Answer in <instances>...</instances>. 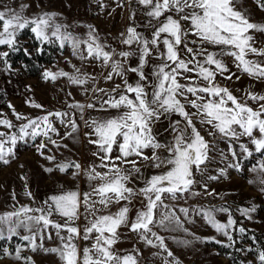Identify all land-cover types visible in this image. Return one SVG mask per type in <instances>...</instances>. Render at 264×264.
I'll use <instances>...</instances> for the list:
<instances>
[{
    "label": "snow or ice",
    "instance_id": "obj_1",
    "mask_svg": "<svg viewBox=\"0 0 264 264\" xmlns=\"http://www.w3.org/2000/svg\"><path fill=\"white\" fill-rule=\"evenodd\" d=\"M137 3L147 18L144 27L151 31L146 35L138 31L140 25L127 27L120 34V43L126 46V50L119 51L102 43L91 25L86 38L69 31V25L58 21V13L41 12L29 16L25 14L29 7L26 4L19 5L18 10H0V46L17 51L21 31L30 28L41 44L59 42L61 49L67 44L74 56L82 60H98L109 68L106 81L116 77L121 81L110 91L93 88L94 93L104 94L98 101L99 106L92 102L70 105L80 109V119L84 118L85 108L109 113L100 119L85 121L91 129L86 134L88 143L96 146L93 156L100 163L88 169L73 162L57 165L61 172L74 167V177L83 173L90 190L83 193L78 187L62 190L37 207L13 205L12 211L0 213V240L11 241L13 237H19L27 242L16 246L14 259L17 261L35 264L32 257L22 255L27 247L32 252L43 250L56 254L60 264H139V249L134 247L131 252H121L116 248L121 238L120 230L127 228L137 233L145 244L159 247L167 257L173 258L171 261L165 259L164 264H181L168 249L165 238L153 229L188 232L174 206L166 200L176 201L184 198L185 194H200L193 191L197 184L196 174L203 176L213 160V152H218L225 161L230 155L232 160L228 161L227 168L236 171L242 170V160L260 154L258 163L251 169L258 176L249 182L258 183L260 191L264 192V94L248 91L244 97H237L216 80L218 75L224 76L225 73H229L225 77L229 80L235 76L224 62L225 56L233 58L238 70L253 79L264 80V48L255 46L253 35L264 33V23L254 22L243 10L240 0H137ZM256 3L264 10V0H256ZM212 48L218 51L210 50ZM42 50L37 48L36 51ZM24 53L31 56L27 48ZM8 56L9 51H0V60L5 64ZM252 56L257 59L250 58ZM132 58L136 61L134 65L130 63ZM73 69L72 74L63 70L58 73L45 70L43 78L55 81L58 77H67L74 85H86L89 75L81 73L75 65ZM130 73L136 76L134 82L129 81ZM31 106L43 108L38 103ZM8 107L17 120L25 119L27 122L20 125L18 132H12L14 123L7 118L0 119V126L8 130L0 131V162L4 164L9 163L6 157L13 155L17 141L26 137L33 141L44 137L56 145L49 135H59L54 119L71 128L68 136L78 131V124L68 118L67 112L48 111L29 119L16 113L11 104ZM171 115L180 117L170 121L173 139L161 143L153 128L162 117ZM202 129L206 130V135ZM217 140L227 144V152L219 148ZM46 147L41 142L37 151L43 155L42 150ZM162 149L164 155H161ZM146 150L151 151V155ZM46 158L50 161L55 159L54 156ZM140 160L150 161V166L157 170L156 174L144 176L138 167ZM46 171L51 172L52 169ZM219 173L225 176L226 169H219ZM134 174H139L142 187L129 186ZM208 179L217 180L219 177L213 175ZM96 181L99 183L93 186L92 182ZM203 187L206 194H213L208 192L206 184ZM26 195L35 200L31 191ZM137 199L140 208L136 209L133 217V202ZM114 205L118 206L115 211L112 210ZM81 208L87 221L83 228L77 223L81 219ZM189 211L186 207L179 208V213L186 219ZM193 211L202 215L208 225L227 238L228 243L223 244L215 237L206 239L225 247L233 245L232 231L236 229L237 221L227 207ZM239 211L251 219L250 213L255 211V206ZM216 212L229 213L226 222L218 220ZM238 231L244 233L246 230L241 226ZM54 238L58 241L56 246L44 247L45 240ZM81 241L88 243L81 246ZM177 242L190 243L187 240ZM0 251L4 256H13L8 248ZM257 259L264 264V250H258Z\"/></svg>",
    "mask_w": 264,
    "mask_h": 264
},
{
    "label": "rangeland",
    "instance_id": "obj_2",
    "mask_svg": "<svg viewBox=\"0 0 264 264\" xmlns=\"http://www.w3.org/2000/svg\"><path fill=\"white\" fill-rule=\"evenodd\" d=\"M21 4L29 6L25 10V14L29 16L41 12L58 13V21L69 25L68 30L82 38H86L89 31L88 26L91 25L98 33L102 43L109 44L118 51L126 50V46L120 43V34L125 32L127 27L140 25L138 31L144 32L146 35L151 31L144 27L147 18L137 0H0V10L7 8L18 10ZM240 4L254 22L264 23V10L260 9L256 0H240ZM133 13H135L134 18ZM253 35L256 38L255 46L264 48V33H253ZM189 39H193V37H189ZM18 41V49L24 51L27 48L31 54L41 45L30 28L21 31ZM52 44L57 46L54 60L40 63V69L36 75H28L26 67L20 61L11 59L13 51H10L6 46H0V51H9V56L5 58L7 64L0 60V114H2L0 119L11 120L15 125L11 131L18 132L20 125L27 121L25 119L17 120L13 110L8 107L9 104L13 106L16 113L29 119L42 116L48 111H62L69 114L68 118L76 121L78 131L68 136L67 133L71 131V128H66L60 124L58 119H54V126L59 135L56 133H49V135L60 147L50 143L44 137H38L35 141L27 137L25 140L17 141L13 148V155L6 157L9 163L0 162V213L12 211L13 205L15 207L20 205L37 207L49 196L59 194L62 190H75L78 187L81 193L89 191V181L83 173L74 177L73 172L76 171L74 167L61 172L57 165L73 162L80 163L84 169H88L91 165L100 163L98 158L93 156V152L97 150L96 146L88 143L89 137L86 134L91 129L86 126L85 121L93 118L100 119L109 113L85 108L84 118L80 119V109L70 107V105H86L90 102L98 105L99 99L104 94L94 93L93 88L98 87L110 91L116 84L121 83L120 78L116 77L112 81H106L105 77L110 69L100 61L91 58L82 60L73 55L69 45L66 44L61 49L59 42ZM210 50L218 51L215 48ZM250 58L257 59L254 56ZM223 60L230 72L235 73V76L229 80L225 78L229 73H225L224 76L218 75L216 80L221 86L228 87L234 95L241 98L248 91L264 94V80L253 79L238 70L232 57L225 56ZM135 62V58L130 61L133 65ZM156 62L153 61V63ZM73 65L80 69L81 73L89 75L90 79L86 85H74L67 77H58L55 81L43 78L45 70L53 73L63 70L72 74L74 72ZM135 80V74L130 73L129 81L134 82ZM32 103L41 104L43 108H34L31 106ZM249 104L256 107L252 101H249ZM189 110L192 111V109ZM178 119H180L178 115H171L167 118L162 117L155 124L153 131L158 141L161 143L172 141L173 132L170 121ZM197 127L200 125L197 124ZM0 131L8 130L0 126ZM202 132L206 135V130L202 129ZM208 139L212 138L208 137ZM41 142L47 145L42 150L43 155L37 151V145ZM216 142L220 149L227 152L225 142L220 140ZM160 152L161 155L165 154L163 149ZM147 154L151 155V151H147ZM48 156H54L55 159L50 161L46 158ZM212 157L213 160L207 165L203 176L200 173L196 174L197 184L194 185L193 191L200 193L199 195L185 194L184 198L176 201L166 200V203L174 206L188 232L183 230L165 231L159 228L153 230L165 238L168 249L174 253V257L181 264H260L257 252L264 250V192L260 191L258 183L249 182L255 181L258 176L251 169L258 163L260 154L257 153L251 158L242 160L241 171L227 168L228 161L232 160L230 155L228 161L223 160L218 152H213ZM124 167L130 166L125 165ZM138 167L144 176H150L157 172L150 166V161L140 160ZM48 168H51L52 171H46ZM221 168L226 169L225 176H220L219 169ZM138 175L134 174L129 186L137 188L143 186V181L138 178ZM213 175L218 176L219 179L209 180L208 177ZM97 183L99 181L92 182L93 186ZM205 184L208 192L213 193L212 195L205 193L203 187ZM27 191H31L35 198L34 201L26 195ZM13 196H15V200ZM253 206H255V211L250 213L251 219L241 215L239 209ZM117 207L114 205L112 210L115 211ZM180 207L189 208L187 219L182 213H179ZM213 207H227L233 219L237 221L236 229L232 231L234 243L231 247L223 246L228 243L227 238L208 225L202 215H197L193 211L197 208L210 209ZM138 208H140V203L137 199L133 202V217ZM81 213V219L77 223L83 228L87 222L84 219L83 208H81ZM215 215L221 222H226L229 213L216 212ZM241 226L246 230L244 233L238 231ZM120 232L121 238L116 248L121 252H131L134 247L139 249V264H164L165 259L169 261L173 259L167 257V253L159 247L145 244L137 233L130 232L127 228H122ZM21 234L24 233L21 232ZM211 237L222 241L223 244L206 239ZM184 240L190 243L184 245L177 242ZM57 243L55 238L51 241L45 240L44 247L51 248ZM80 243L81 246H84L88 242L81 241ZM26 244L27 242L20 240L19 237H13L11 241L0 240V249L8 248L13 252V256H4L0 251V257H2L0 264H24L23 261L14 259V250L17 245ZM22 255L32 257L35 264H60L56 254L45 253L43 250L32 252L25 247Z\"/></svg>",
    "mask_w": 264,
    "mask_h": 264
},
{
    "label": "trees",
    "instance_id": "obj_3",
    "mask_svg": "<svg viewBox=\"0 0 264 264\" xmlns=\"http://www.w3.org/2000/svg\"><path fill=\"white\" fill-rule=\"evenodd\" d=\"M40 48L43 50L35 51L31 56L25 55L24 51L18 49L13 52L11 59L20 61L26 67L28 75H36L40 69V63L53 61L57 50V46L52 43L41 44Z\"/></svg>",
    "mask_w": 264,
    "mask_h": 264
}]
</instances>
